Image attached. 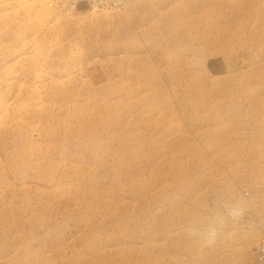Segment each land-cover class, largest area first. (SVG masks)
<instances>
[{"label":"rangeland","instance_id":"rangeland-1","mask_svg":"<svg viewBox=\"0 0 264 264\" xmlns=\"http://www.w3.org/2000/svg\"><path fill=\"white\" fill-rule=\"evenodd\" d=\"M48 1L0 0V264H264V0Z\"/></svg>","mask_w":264,"mask_h":264},{"label":"built area","instance_id":"built-area-1","mask_svg":"<svg viewBox=\"0 0 264 264\" xmlns=\"http://www.w3.org/2000/svg\"><path fill=\"white\" fill-rule=\"evenodd\" d=\"M134 0H49L48 6L55 5L60 11L72 12L78 5H85L88 11L118 10ZM257 259L264 262V232L256 246Z\"/></svg>","mask_w":264,"mask_h":264},{"label":"crops","instance_id":"crops-1","mask_svg":"<svg viewBox=\"0 0 264 264\" xmlns=\"http://www.w3.org/2000/svg\"><path fill=\"white\" fill-rule=\"evenodd\" d=\"M84 10H87V8H86L85 5H78V6L73 10V12L76 13V12H80V11H84Z\"/></svg>","mask_w":264,"mask_h":264}]
</instances>
